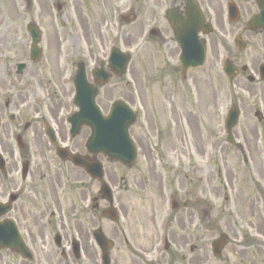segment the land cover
<instances>
[{
  "label": "flooded vegetation",
  "instance_id": "1",
  "mask_svg": "<svg viewBox=\"0 0 264 264\" xmlns=\"http://www.w3.org/2000/svg\"><path fill=\"white\" fill-rule=\"evenodd\" d=\"M257 13L256 0H0V264H106L104 250L108 264H213L207 244L203 254L198 244L199 234L206 239L217 228L213 207L194 194L166 193L165 183L168 170L193 175L199 154L212 164L208 149L225 143L213 139L223 132L229 85L236 96L241 91L232 101L241 102L234 136H241V174L254 198L241 216L223 220L227 253L219 260L264 264V30L252 24ZM176 31L195 53L205 48L203 67L183 68ZM118 49L128 56L123 74L111 57ZM221 58L238 73L225 75L226 98L213 103L204 95ZM79 68L104 114L118 99L134 112L129 164L88 146L91 129L75 101ZM139 88L158 97H136ZM202 133L209 140L198 149ZM98 162L110 196L95 176ZM145 169L159 180L158 193L139 177Z\"/></svg>",
  "mask_w": 264,
  "mask_h": 264
},
{
  "label": "rangeland",
  "instance_id": "2",
  "mask_svg": "<svg viewBox=\"0 0 264 264\" xmlns=\"http://www.w3.org/2000/svg\"><path fill=\"white\" fill-rule=\"evenodd\" d=\"M216 61V59H214ZM221 65L224 63V59H220ZM241 62V59H240ZM219 71L216 69L213 72V90L207 92L204 95V98L212 99L213 103L215 98H226V78L224 76V72L220 68V64L218 67ZM146 90V89H145ZM150 92V95L146 94ZM144 91V88H139L135 90L136 97H158L156 91L153 93L148 90ZM152 93V94H151ZM118 97H123L122 91H117ZM241 94V91L239 92ZM237 94V96L239 95ZM122 95V96H121ZM154 95V96H153ZM231 100L236 95L233 94L232 88L229 86L228 95ZM236 96V97H237ZM239 107L241 109V102H239ZM215 105H213L214 112V125L216 124V120H218ZM143 118L140 119L139 123H142ZM219 131H221V126H219ZM241 134V116L240 120L237 123L236 127L233 128V133ZM241 141V136L237 138ZM209 140L202 133V136L197 137V146L198 149H201L202 142H207ZM222 150L221 147H224ZM209 152L213 155L212 164L205 161L203 157L199 154L196 160V169H194V174H186V171L181 169L180 172L178 169L168 170L169 177L166 183L165 192H174L178 194H194L198 198L202 197L204 200L210 203L213 207L212 214L214 215V219L217 224V228L214 229L209 234H204L206 239H201L199 234V250L200 254H203L202 248H204V243L207 244L208 249H210V243L214 239H216L220 232L227 230H223L224 228V219L227 218V215H235L241 216V210L246 212L248 209L249 202L251 198H254V192L249 191V186L247 181H243V175L241 174V154L240 152L232 145L228 143L219 144L215 148L208 149ZM224 151V155L227 156L226 161L228 164L223 165L222 152ZM144 161V160H143ZM120 168V167H119ZM124 177L126 176V170ZM124 171H122L124 173ZM143 175H139V177H143L145 179H150L151 185L148 186L149 192L158 193L159 192V180H156L155 173L153 170H141ZM120 172L118 176H120ZM127 177H130L127 174ZM244 187V191H243ZM248 191V192H247ZM241 233V232H240ZM232 247V246H229ZM227 253V250L224 252L223 257ZM211 254V252H210ZM228 255L233 258L236 262H241V254L239 252H234L231 248L228 250ZM213 264H224L222 260H213Z\"/></svg>",
  "mask_w": 264,
  "mask_h": 264
},
{
  "label": "water",
  "instance_id": "3",
  "mask_svg": "<svg viewBox=\"0 0 264 264\" xmlns=\"http://www.w3.org/2000/svg\"><path fill=\"white\" fill-rule=\"evenodd\" d=\"M260 5V13L254 18V22L257 26L264 29V0H258ZM182 39V36H178ZM190 49H183V54L181 56L182 63L184 66H194L200 67L203 65L205 60V50L201 49L198 55L190 53ZM226 71L230 74L232 73V68L230 65L227 66ZM233 75V74H231ZM85 82V80H82ZM86 83V82H85ZM88 89L84 87L79 88V94L81 98L84 96L88 101L83 104L85 107L86 122L91 124L93 130L95 131L94 139L90 141V145L96 146L105 150L108 155L114 158H119L126 162L129 150V137L127 133L128 123L126 117L122 115L120 109H126L124 103L119 102L118 109L112 111L109 117H103L100 114L98 108L94 105V93H89ZM239 112L237 109H232L229 114V130L237 123ZM230 142H234L233 137L230 135L228 137Z\"/></svg>",
  "mask_w": 264,
  "mask_h": 264
}]
</instances>
